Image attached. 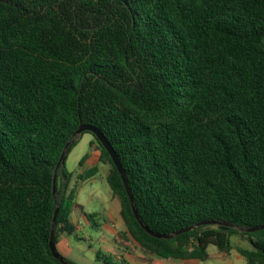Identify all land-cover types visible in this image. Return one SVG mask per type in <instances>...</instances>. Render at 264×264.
<instances>
[{"label": "trees", "instance_id": "obj_1", "mask_svg": "<svg viewBox=\"0 0 264 264\" xmlns=\"http://www.w3.org/2000/svg\"><path fill=\"white\" fill-rule=\"evenodd\" d=\"M82 125L117 152L151 231L264 225V0H0V264H63L50 248L57 207L56 248L76 233V209L96 217L77 204L65 164L54 196ZM93 137L121 206L120 250L207 261L210 246L230 255L239 236L246 264H264V230L151 236ZM96 259L132 264L101 250Z\"/></svg>", "mask_w": 264, "mask_h": 264}, {"label": "rangeland", "instance_id": "obj_2", "mask_svg": "<svg viewBox=\"0 0 264 264\" xmlns=\"http://www.w3.org/2000/svg\"><path fill=\"white\" fill-rule=\"evenodd\" d=\"M93 141V135L85 133L77 146L68 153L65 161L66 168L74 175L72 188L77 187V204L82 206L86 213L96 214L93 221L88 222L79 209H76L72 221H81L83 231L77 232V235L68 236L69 239L63 243L66 247L65 250L62 249L63 246L57 247L63 257L75 264H101L97 262V252L101 250L104 253L113 254L110 252L109 246L104 243L108 239L114 240L118 230H123L122 224L109 215V211L113 206H119L118 201L113 199L112 191L107 182L109 167L94 162L93 166L98 167V172L93 179L82 183L78 178V175L83 173L82 167H80L82 159L86 155L89 156L88 159L93 156L94 152L91 149ZM232 244L235 249L230 255L221 254L215 246H210L208 249L210 259L207 261L181 262L160 259L140 249H136V255L143 257L140 264H246L237 248H248V241L237 236L232 237ZM146 259L149 261H146Z\"/></svg>", "mask_w": 264, "mask_h": 264}, {"label": "water", "instance_id": "obj_3", "mask_svg": "<svg viewBox=\"0 0 264 264\" xmlns=\"http://www.w3.org/2000/svg\"><path fill=\"white\" fill-rule=\"evenodd\" d=\"M85 132H89L91 134H93L98 141L102 144V146L106 149V151L109 153L111 159L113 160V163L115 164L121 179L124 183L126 192L130 198V202L133 208V212L134 215L136 217V219L138 220L139 224L143 227V229L149 233L151 236L157 238V239H167V240H171L173 238H175L176 236L182 235L184 233H188L190 231H192L195 227H199V226H206V225H217V226H221L224 228H236L242 232H247V233H253V232H258L261 230H264V225L252 228V229H242L236 225L233 224H228V223H222V222H217V221H204L201 222L199 224H197L196 226H192L183 230H180L178 232H176L173 236L171 235H166V234H157L153 231H151L147 226H145L142 222V220L140 219V216L138 214V211L134 205V197L127 179V175L125 172V169L121 163V160L117 154V152L114 150L113 146L110 144V142L108 141V139L106 138V136L96 127L93 125H82L78 131L76 132L77 135H82ZM66 153L67 151H65L60 159V162L57 165L56 171H55V175H54V196L56 195V183H57V174H58V170L60 168V166L62 164H65L66 161ZM57 203V202H56ZM60 212V206L57 207L55 214H54V218H53V224H52V230H51V237H50V248L51 251L54 255V257L56 259H59L63 264H68L64 259H62L60 257V255L57 252V248H56V244H55V233H56V225H57V219H58V215Z\"/></svg>", "mask_w": 264, "mask_h": 264}, {"label": "crops", "instance_id": "obj_4", "mask_svg": "<svg viewBox=\"0 0 264 264\" xmlns=\"http://www.w3.org/2000/svg\"><path fill=\"white\" fill-rule=\"evenodd\" d=\"M91 149H93V156L91 157V158H89L88 160H87V162H85V164L83 165V167H82V170H83V172H85V171H87L88 169H90V168H92V167H95V166H93L94 165V162L95 163H100L99 162V151L98 150H96V148H95V146L93 145V147L91 146ZM96 164V165H97ZM114 200H117V199H115V198H113ZM118 201V200H117ZM118 205L119 206H113L111 209H110V211H109V215L114 219V220H116L117 222H120V224H122V226H123V230H118V233H117V235L115 236V238H114V240H111V239H108V240H106L105 241V245H108L109 246V249H110V252H112L113 253V255L115 256V257H117L118 259H121V256L122 255H124L132 264H140L142 261H143V259H141V258H143V257H138L136 254V250L134 251V252H132V253H125V252H123V250H120L118 247H117V244H116V240H117V238H118V234L120 233V232H123V231H125V229H124V223H123V220H122V218H121V216H120V209H121V206H120V203H119V201H118ZM87 220V219H86ZM73 222V221H72ZM73 224H75L76 225V233H75V235H77V232H79V231H83V227H82V223H81V221H78V220H76L75 222H73ZM117 226V225H116ZM113 227H114V225H113ZM115 228V227H114ZM67 239H69L68 238V236L67 235H61V237H60V239H59V242H58V248H60L61 246H63L62 247V249L63 250H65V246L63 245V243H65V241L67 240ZM61 241V242H60ZM111 247V248H110ZM146 261H149L148 259H146Z\"/></svg>", "mask_w": 264, "mask_h": 264}]
</instances>
